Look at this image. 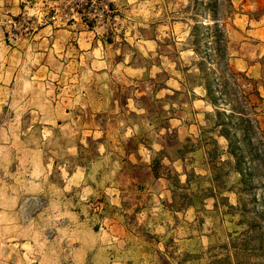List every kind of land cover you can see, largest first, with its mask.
<instances>
[{"label": "rangeland", "instance_id": "obj_1", "mask_svg": "<svg viewBox=\"0 0 264 264\" xmlns=\"http://www.w3.org/2000/svg\"><path fill=\"white\" fill-rule=\"evenodd\" d=\"M226 64L264 99V0H0V264H264L255 138L209 192Z\"/></svg>", "mask_w": 264, "mask_h": 264}, {"label": "trees", "instance_id": "obj_2", "mask_svg": "<svg viewBox=\"0 0 264 264\" xmlns=\"http://www.w3.org/2000/svg\"><path fill=\"white\" fill-rule=\"evenodd\" d=\"M213 45L216 51L217 59H221L224 56L226 50V43L220 38H216L210 46ZM210 59L212 61H217ZM240 74L234 73L225 65L224 74L215 76L213 80L207 81L205 84H201L206 93V101L212 105L215 109V114L221 118V121L214 125L213 130H218L220 137H223L227 142L225 151H220L217 147L211 149L207 153L208 164L210 165L209 177L211 178L212 187L210 193H214L215 188L219 191L220 176L218 174L220 167L219 155L222 153L227 154L233 161L236 169L240 168L243 163L244 157L240 152L241 143L248 139L249 141L255 138L256 145L254 151L258 148V153H255L256 159L261 156L264 159V132L260 128V122L256 119L259 113L256 112L258 108L262 106L264 99L261 97L258 90V86L255 82L247 79L243 76L245 84H240L237 81V77ZM230 85L233 88H230ZM221 106V107H219ZM227 107L230 109L227 111ZM224 118V119H222ZM237 131L242 133V141L237 139ZM212 141V140H211ZM215 146L216 142L212 141ZM252 144V143H251ZM254 146V144H252ZM222 163L220 166H223ZM264 165V161H263ZM249 173V169L245 172H241V181L243 185L245 182V173ZM248 175V174H247ZM215 198V195H213Z\"/></svg>", "mask_w": 264, "mask_h": 264}]
</instances>
